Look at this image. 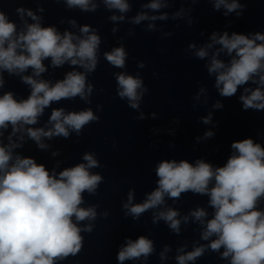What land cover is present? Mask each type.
<instances>
[{
  "label": "clouds",
  "instance_id": "obj_1",
  "mask_svg": "<svg viewBox=\"0 0 264 264\" xmlns=\"http://www.w3.org/2000/svg\"><path fill=\"white\" fill-rule=\"evenodd\" d=\"M66 3L69 8L78 6L84 11H95L97 7L90 4V0H66ZM104 3L109 9H117L121 13L130 10L126 0H104ZM166 6L161 0H151V3L144 5L154 11ZM221 6L226 9L225 15L244 7L237 0H214L216 10ZM16 12L21 20L27 15L36 22L28 24L24 21L26 31L18 33L16 24L0 11V70L19 75L31 68L33 75L21 77L22 82L31 87V94L19 101L12 92L0 96V129H7L11 125L12 135L24 130L39 148L44 149L47 145L42 142L43 137L67 138L69 128L79 135L84 125L98 121L99 117L91 109L66 114L63 108H57L53 109L48 121L52 128L24 129V125H35L52 102L77 96L86 99L93 90L91 84L86 88V75L83 72L70 71L54 85L34 77L47 70L43 61L48 58H51L53 67L68 62L72 66L79 65L88 73L95 71L101 39L88 25L80 28L83 37L67 31L60 34L55 27H41L40 18L30 9L18 7ZM179 15L180 12L173 18ZM237 15L241 13L237 12ZM167 18L166 13L149 17L142 12L131 22L138 25L144 20ZM110 19L123 21L124 16L112 15ZM72 23L75 24V21ZM152 28L154 25L149 24V29ZM115 31L117 29L114 28ZM216 44L221 47L213 53L207 70L209 74H216L215 85L221 96L232 97L238 86L250 80L256 83L254 77H258V84L264 86V34L257 32L249 38L235 32L231 36L226 31L222 35L214 32L211 43L198 49L195 55L200 59L207 57L208 49ZM189 47L195 49L196 46L191 44ZM221 51H226L232 57L227 64L218 58ZM126 55L122 46L104 53L110 65L117 68L125 66ZM143 66L141 63L140 67ZM115 76L118 96L121 99L126 97L129 106L138 109L143 92L147 91H139L143 87L142 79L124 73ZM3 84L4 79L0 75V86ZM244 91L248 93L250 90L245 88ZM240 100L245 110L264 109V91L261 87L251 90L248 95H241ZM215 107L222 105L217 102ZM140 118H144L143 114ZM210 120V115L203 118L205 124ZM212 135L211 131L206 132L205 138ZM8 139L11 141V135ZM19 146L15 143L0 145V264H54L55 260L75 255L81 250V229L73 223L72 217L76 221H83L96 216L93 207L85 209L79 206L83 202L82 193H94L102 180L100 175L89 172L90 168L98 166V162L93 154L86 153L83 156L86 164L65 168L57 178L55 173L50 174L43 164L36 163L31 157L17 155L13 162L12 149ZM231 147L235 152L222 167L213 168L203 160H197L195 165L187 160L161 161L156 168L158 187L139 204H132L133 194L130 191L128 203L124 204L127 214L139 219L146 210L163 204L166 194L175 199L189 191L206 194L210 197L209 205L215 211L213 218L207 220L201 238L208 240L213 235L217 237L208 247L217 251L223 246L225 251L222 256L231 257V264H264V211L257 210L259 199L264 197V148L251 138L234 141ZM213 181L210 188L209 184ZM177 216L175 210L162 211L153 217V223L163 219L178 233L180 220L176 219ZM191 216L204 224L207 212L197 208L191 212ZM184 220L187 221L188 217H184ZM84 230L91 232V225ZM152 252L153 242L141 236L135 241L129 239L118 252L117 259L122 264L125 260H136L142 256L147 259ZM204 252V246L196 247L177 256L178 264L194 261Z\"/></svg>",
  "mask_w": 264,
  "mask_h": 264
}]
</instances>
